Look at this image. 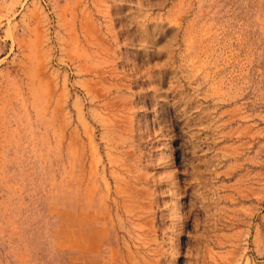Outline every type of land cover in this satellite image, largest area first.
Masks as SVG:
<instances>
[{"label": "rangeland", "instance_id": "374dc122", "mask_svg": "<svg viewBox=\"0 0 264 264\" xmlns=\"http://www.w3.org/2000/svg\"><path fill=\"white\" fill-rule=\"evenodd\" d=\"M0 264H264V0H0Z\"/></svg>", "mask_w": 264, "mask_h": 264}]
</instances>
